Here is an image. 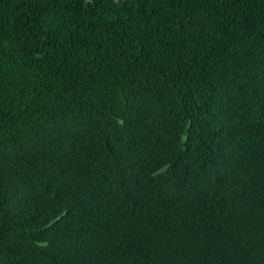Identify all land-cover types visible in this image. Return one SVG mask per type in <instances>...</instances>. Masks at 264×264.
<instances>
[{
  "label": "trees",
  "instance_id": "16d2710c",
  "mask_svg": "<svg viewBox=\"0 0 264 264\" xmlns=\"http://www.w3.org/2000/svg\"><path fill=\"white\" fill-rule=\"evenodd\" d=\"M0 264H264V0H0Z\"/></svg>",
  "mask_w": 264,
  "mask_h": 264
}]
</instances>
